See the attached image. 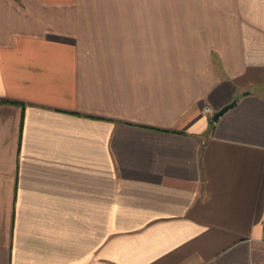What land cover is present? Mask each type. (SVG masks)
<instances>
[{
  "label": "crops",
  "instance_id": "crops-1",
  "mask_svg": "<svg viewBox=\"0 0 264 264\" xmlns=\"http://www.w3.org/2000/svg\"><path fill=\"white\" fill-rule=\"evenodd\" d=\"M96 1L0 0V264H264V0Z\"/></svg>",
  "mask_w": 264,
  "mask_h": 264
},
{
  "label": "rangeland",
  "instance_id": "rangeland-1",
  "mask_svg": "<svg viewBox=\"0 0 264 264\" xmlns=\"http://www.w3.org/2000/svg\"><path fill=\"white\" fill-rule=\"evenodd\" d=\"M114 2H115V4H114V7L113 8H119V4L121 3V0H114ZM112 0H107V3H114ZM106 0H97L96 1V5H95V7H97V8H99V9H105L106 8ZM206 107H210V106H206ZM205 107V108H206ZM205 108H204V111H205ZM211 108V107H210ZM212 109V108H211ZM206 112V111H205ZM207 113V112H206ZM208 113H210L211 115H214V111H213V109H212V111L211 112H208ZM207 113V114H208Z\"/></svg>",
  "mask_w": 264,
  "mask_h": 264
},
{
  "label": "water",
  "instance_id": "water-1",
  "mask_svg": "<svg viewBox=\"0 0 264 264\" xmlns=\"http://www.w3.org/2000/svg\"><path fill=\"white\" fill-rule=\"evenodd\" d=\"M235 103V101H232L231 103L226 104L225 106H223L221 109H219L218 111H216L213 115V119L216 121L220 115H222V113H224L225 111H227L231 106H233Z\"/></svg>",
  "mask_w": 264,
  "mask_h": 264
},
{
  "label": "built area",
  "instance_id": "built-area-1",
  "mask_svg": "<svg viewBox=\"0 0 264 264\" xmlns=\"http://www.w3.org/2000/svg\"><path fill=\"white\" fill-rule=\"evenodd\" d=\"M205 111L208 113V112H211L212 109H211L210 107H206V108H205Z\"/></svg>",
  "mask_w": 264,
  "mask_h": 264
}]
</instances>
